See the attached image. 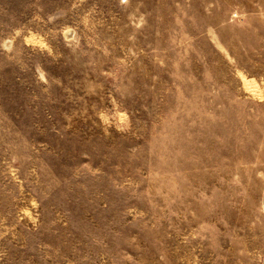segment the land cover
<instances>
[{"label":"rangeland","instance_id":"rangeland-1","mask_svg":"<svg viewBox=\"0 0 264 264\" xmlns=\"http://www.w3.org/2000/svg\"><path fill=\"white\" fill-rule=\"evenodd\" d=\"M0 264H264V0H0Z\"/></svg>","mask_w":264,"mask_h":264}]
</instances>
